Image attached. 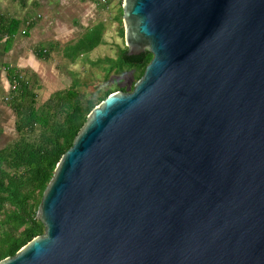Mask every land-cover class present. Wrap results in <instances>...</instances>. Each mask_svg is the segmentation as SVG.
Here are the masks:
<instances>
[{
    "label": "water",
    "instance_id": "1",
    "mask_svg": "<svg viewBox=\"0 0 264 264\" xmlns=\"http://www.w3.org/2000/svg\"><path fill=\"white\" fill-rule=\"evenodd\" d=\"M130 92L95 105L0 264H264V0H122Z\"/></svg>",
    "mask_w": 264,
    "mask_h": 264
},
{
    "label": "trees",
    "instance_id": "2",
    "mask_svg": "<svg viewBox=\"0 0 264 264\" xmlns=\"http://www.w3.org/2000/svg\"><path fill=\"white\" fill-rule=\"evenodd\" d=\"M118 16L121 18V9ZM120 18L116 19L122 35ZM23 22L0 15V39L4 38L5 43H9ZM31 25L26 24L23 35ZM102 31L101 23L93 25L74 43L64 46L62 56L73 62L91 52L103 44ZM49 52V48L40 47L34 50V55L38 60H47ZM150 58L146 51L127 56L125 48H122L115 59H104L107 65L109 63L105 70L131 69L135 83ZM5 77L9 85L7 105L14 116L16 138L0 148V260L11 257L25 243L43 233L35 213L56 162L70 147L89 111L108 94L125 91L123 87L115 86L95 99L85 98L73 81L67 88L55 91L45 101L37 103L39 85L22 76L14 67L5 66Z\"/></svg>",
    "mask_w": 264,
    "mask_h": 264
},
{
    "label": "rangeland",
    "instance_id": "3",
    "mask_svg": "<svg viewBox=\"0 0 264 264\" xmlns=\"http://www.w3.org/2000/svg\"><path fill=\"white\" fill-rule=\"evenodd\" d=\"M121 2L122 0H0V15L24 20L18 28V38H25L22 30L26 24L33 22L42 29L39 34L49 32L54 37L59 35L58 41L64 44L76 41L84 31L101 23L103 44L73 62L62 56V48L51 49L44 43L39 46L50 49L48 65L53 64V76L56 78L51 91L67 88L75 81L85 98L95 99L103 91L115 86L123 87L124 92H130L135 81L134 71L126 67L113 68L109 72L105 70L109 63L107 65L104 59H115L119 49L125 48L123 33L119 34L116 19L120 18L118 12ZM2 56L0 46V64ZM18 71L26 77L22 70ZM2 72L4 74L5 70L0 66V74ZM7 92L2 90L0 84V148L16 138L13 131L14 116L7 105ZM40 94V89L36 90L37 103H41Z\"/></svg>",
    "mask_w": 264,
    "mask_h": 264
},
{
    "label": "crops",
    "instance_id": "4",
    "mask_svg": "<svg viewBox=\"0 0 264 264\" xmlns=\"http://www.w3.org/2000/svg\"><path fill=\"white\" fill-rule=\"evenodd\" d=\"M15 19L22 21L21 18ZM31 24V28L26 32V34H24L25 38L23 39L18 38V31L9 43H5L4 38L0 39V46L2 47L3 53V59L1 61L0 66H2V68L4 67V70L5 66H15V68L22 70L28 80H31L32 82H34V84L39 85L41 92L40 96L42 98L41 102H43L48 98L50 94L55 92L51 91L50 89L53 84V81L56 80V78H54L53 76V64L48 65V59H36L34 55V50L36 48H39V46L43 45V43L48 45V47L51 49L63 48L64 46L70 43L64 44L58 41L59 35L57 37H54V34L52 35L49 32L39 34L42 29L33 22H31ZM23 31L24 30H22V34ZM44 63H47V65ZM0 84L2 90L4 92H7L8 83L5 77V72L4 74L3 72L0 74Z\"/></svg>",
    "mask_w": 264,
    "mask_h": 264
},
{
    "label": "built area",
    "instance_id": "5",
    "mask_svg": "<svg viewBox=\"0 0 264 264\" xmlns=\"http://www.w3.org/2000/svg\"><path fill=\"white\" fill-rule=\"evenodd\" d=\"M11 89H13V87H11Z\"/></svg>",
    "mask_w": 264,
    "mask_h": 264
}]
</instances>
